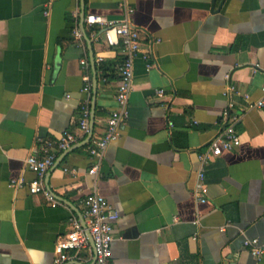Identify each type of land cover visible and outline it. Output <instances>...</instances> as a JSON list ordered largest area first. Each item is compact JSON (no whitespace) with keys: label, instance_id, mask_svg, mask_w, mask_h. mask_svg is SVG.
<instances>
[{"label":"crops","instance_id":"crops-1","mask_svg":"<svg viewBox=\"0 0 264 264\" xmlns=\"http://www.w3.org/2000/svg\"><path fill=\"white\" fill-rule=\"evenodd\" d=\"M129 10L147 58L134 60L128 118L91 175L89 148L118 107L125 55L95 40L99 26L85 24L91 42L84 36L83 45L74 30L82 31L83 12L123 20ZM257 65L264 67V0H0V264H54L57 242L95 195L119 213L112 264H264V253L254 257L244 244L264 246V108L255 107L264 72ZM87 79L91 116L97 89L94 131L80 147L89 136L80 124ZM231 100L242 143L210 159L201 204L199 157L225 128ZM66 133L77 142L57 153L44 180L60 203L53 206L31 193L37 176L26 159L43 157L42 144ZM77 258L95 264L92 244Z\"/></svg>","mask_w":264,"mask_h":264},{"label":"built area","instance_id":"built-area-1","mask_svg":"<svg viewBox=\"0 0 264 264\" xmlns=\"http://www.w3.org/2000/svg\"><path fill=\"white\" fill-rule=\"evenodd\" d=\"M133 10L128 11V16L123 20H111L104 16L91 15L85 19L88 26H99L101 34H95L96 41H103L109 47H120L124 52L125 59L119 67L121 82L116 97L118 107L105 123L106 132L102 138L95 139L89 148L92 167L89 171L91 175L99 172L102 159L108 146L119 139L120 127L126 121L129 115V99L134 86V60L138 56L147 58V51L143 49L140 39L141 32L133 24L130 16ZM84 35L81 30H74V38L80 44H84ZM100 63L104 61L101 57ZM83 66H88L87 60L82 61ZM257 70L264 72V67L257 65ZM231 92L240 94L234 86L229 88ZM83 91L87 98L82 105L81 128L87 135L90 133L91 118V93L92 85L87 79V84ZM158 100L163 101L167 98L164 89L158 90ZM255 107L264 108V88L263 96L256 102ZM235 103L229 101L223 110V117L226 120L225 128L217 134L212 140L208 152L200 155V170L197 176L195 188V198L198 203L204 204L208 201L209 188L205 184V168L210 163L212 157H219L225 151H232L241 145V138L237 131V124L241 116L234 113ZM77 142L76 136L66 133L57 142H44L42 144L43 157L31 155L26 159L28 169L36 174V179L29 183L32 194H44L53 206L60 204L54 196L48 191L45 185V176L53 168L57 160V153L70 149ZM20 182H12V187H17ZM119 219V213L109 204L101 195H95L85 201L84 220L86 227L76 218L71 219L72 231L61 238L56 245L57 256L54 264H77L78 254L90 247L88 233L93 239L95 250V264H112V245L115 240L113 223ZM198 223V221L196 222ZM245 246L250 249L254 257L259 258L264 253V246L259 244L258 240H246ZM75 252L71 255L69 252Z\"/></svg>","mask_w":264,"mask_h":264},{"label":"water","instance_id":"water-1","mask_svg":"<svg viewBox=\"0 0 264 264\" xmlns=\"http://www.w3.org/2000/svg\"><path fill=\"white\" fill-rule=\"evenodd\" d=\"M85 19H86V14H85V12H83V14H82V26H81V28H82V31H83V34H84L85 38H86L89 42H91V40H90V38H89V36H88V34H87V32H86ZM93 64H94V66H95V59H93ZM96 96H97V89H96V87H94L93 113H92V116H91V126H90V127H91V130H90V133H89V136H88L87 140H86L85 142L81 143V144L79 145L80 147L86 145V144L91 140V138H92V136H93V131H94V117H95V108H96ZM48 191H49L53 196L55 195V194L53 193L52 190L48 189ZM55 197H57V196L55 195ZM63 201H64V200H63ZM81 217H82V218H81V222H82L83 226L86 227L85 220H84V218H83L82 215H81ZM88 236H89L90 243L92 244V246H93V248H94V242H93V239H92V237L90 236L89 233H88Z\"/></svg>","mask_w":264,"mask_h":264}]
</instances>
